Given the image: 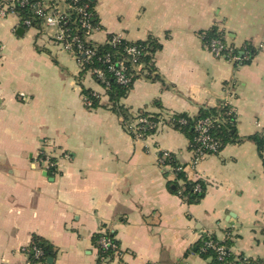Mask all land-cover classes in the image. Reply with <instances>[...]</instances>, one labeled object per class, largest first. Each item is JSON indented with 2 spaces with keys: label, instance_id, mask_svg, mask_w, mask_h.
Instances as JSON below:
<instances>
[{
  "label": "crops",
  "instance_id": "crops-1",
  "mask_svg": "<svg viewBox=\"0 0 264 264\" xmlns=\"http://www.w3.org/2000/svg\"><path fill=\"white\" fill-rule=\"evenodd\" d=\"M92 2L101 26L93 43L114 34L161 44L159 79H136L120 101L131 114L195 116L228 102L239 137L264 132V0ZM18 27L15 15H0V264H27L33 237L53 247L44 264H97L93 237L102 233L117 242L118 264H209L196 247L207 235L229 241L234 256L264 261V168L251 141L191 167L182 133L162 123L134 139L103 89L54 43V30L19 36ZM211 27L237 48L252 45L251 62L213 57L201 41ZM81 87L100 95L99 108L83 106ZM160 151L204 183L199 203L169 191ZM45 156L57 165L44 170Z\"/></svg>",
  "mask_w": 264,
  "mask_h": 264
},
{
  "label": "trees",
  "instance_id": "trees-1",
  "mask_svg": "<svg viewBox=\"0 0 264 264\" xmlns=\"http://www.w3.org/2000/svg\"><path fill=\"white\" fill-rule=\"evenodd\" d=\"M27 1L28 4L24 7H16V12L22 20H28L30 22L29 27L41 30L42 21L34 13L32 7L36 0ZM67 1L69 2L70 0ZM82 4L87 5L88 9L93 12L91 20L93 27L97 28V30H101L99 19L94 9L95 3L90 0H79L74 3V6ZM76 20L77 13L75 11H70L67 17L68 23L66 26L73 31L71 30L72 32L69 33L78 36L83 42V47L92 51V54L89 57H86L83 54H78L77 57L81 63L80 75L89 73L93 69L101 71L104 80L103 83H100L94 74H90V76L95 83L103 89L104 96L107 98L106 107L119 117L121 125L131 137H133V135L128 131L127 127L138 119H145L155 125L161 121L163 124L179 131L187 139L190 152L193 153L200 150L201 154H204L205 156L217 155L229 144H239L243 141H251L257 149L258 156L261 159L264 168V132L248 137H239L236 130L235 112L232 106L227 102H222L214 108H201L195 116L176 113L172 114L167 119H164L160 114H150L143 111H139L135 115L131 114L127 108L121 105L120 101L128 94L136 79H159L155 74L153 59L155 53L161 49V44L154 38L138 42H131L122 38L113 41L114 34H107L105 41L102 44H95L92 41L87 42L84 41L86 32L79 27ZM211 39H220L221 43L226 45L225 36L217 27H211L201 33V41L204 47L208 45ZM132 47L137 51V54L134 56L127 53V49ZM240 50H244L248 57L241 61V65L249 64L256 54V49L250 44H244L240 48H234L231 51L226 49L222 54L230 52L231 55H239ZM119 64H122V74L127 78V82L125 83H120L115 75V71L118 69ZM137 66H140L138 70ZM81 94L82 97H85L91 103V109L87 110H94L100 107V95L98 93L81 87ZM204 119L210 120V124L206 129V135L211 142H214V150L205 148L197 141L199 132L196 129V125L200 120ZM135 126L138 128L141 127L139 131H143L145 135L156 133V128H142L144 127L143 124L139 123ZM158 157L162 158L160 166L162 167L163 175L167 179V187L169 191L177 195L187 204L199 203L204 196V183L198 180H190L185 173L186 165L181 164L175 154L160 151ZM166 167L169 169H166ZM197 187L199 188L198 190L196 189ZM98 236L99 235H95L93 237V242L97 249V264H100V258L108 253L97 248L96 240ZM208 241H211L217 246L224 245L227 248H229L230 242H219L212 236H203L199 240L196 246L197 251L203 259L208 260L209 264H264V261L260 259L252 260L244 256H234L232 253L219 259L216 250L206 245ZM34 249L39 250L42 253V256L36 258L34 256ZM24 253L27 256V264H44L48 259L54 257L53 247L46 241L37 237L31 239L30 244L24 249Z\"/></svg>",
  "mask_w": 264,
  "mask_h": 264
},
{
  "label": "built area",
  "instance_id": "built-area-1",
  "mask_svg": "<svg viewBox=\"0 0 264 264\" xmlns=\"http://www.w3.org/2000/svg\"><path fill=\"white\" fill-rule=\"evenodd\" d=\"M78 1L79 0H70L69 2L67 0H36L32 7L34 9V13L42 21V29L54 30L52 37L54 43L58 45L63 51L75 58L80 68L81 63L78 60V54H83L84 56L89 57L92 54V51L83 47V42L78 36L69 33L73 31L72 29H69L66 26L68 23L67 17L69 15V12L75 11L77 13L76 23L86 32V35L84 36V41H91V36L99 30H97V28L93 27V25L91 24L93 12L88 9L87 5L82 4L74 6V3ZM27 4V0H0V15L6 16L9 14H13L17 17L19 27L28 28L30 26V22L28 20H22L16 12V7H24ZM118 39H121V37L115 35L113 41H117ZM261 47L262 46L259 45V48ZM205 48L213 57L229 61L236 66H240L241 61L248 58L244 50H240L239 55H231L230 52L222 54V52L226 49H229V51H231L232 49H236L237 47L233 45L231 46L229 43H227V41L226 45H223L220 39H211L208 45L205 46ZM127 53L134 56L137 54V51L134 47H132L127 49ZM139 68L140 66H137V70ZM122 71V64H119L118 69L115 71V75L120 83H125L127 82V78L123 76ZM89 74H94L95 77L100 81V83H103L104 80L100 70L93 69L89 72ZM82 102L83 106L86 109H91V103L85 97H82ZM137 123L143 124L144 127L142 128H156V131L160 124H162V122L160 121L157 125H155L145 119H138L137 121L131 123L127 127V129L133 135V138L137 140H144L151 136L145 135L143 131H139L141 127H136L135 125ZM209 124V119L200 120L197 123L196 129L199 132V137L197 138V141L201 143V145H203L205 148L214 150V142H211L209 137L206 135V129ZM203 157H205V155L201 154L200 150L193 152L190 166L194 167L195 165H197ZM157 162L159 167L162 168L160 166V164L162 163V158L157 156ZM39 164L43 167L44 170L54 168L57 165L48 156L39 157ZM166 169L169 168L166 167ZM196 189L198 190L199 188L197 187ZM98 235L99 236L96 240L97 248L101 249L103 252L108 253L107 255H104L102 258H100V264H118L120 250L115 239L111 235L106 233ZM206 245L216 250L219 255V259L231 253L229 248L224 245L217 246L211 241H208ZM34 256L36 258H39L42 256V253L39 250L34 249Z\"/></svg>",
  "mask_w": 264,
  "mask_h": 264
},
{
  "label": "water",
  "instance_id": "water-1",
  "mask_svg": "<svg viewBox=\"0 0 264 264\" xmlns=\"http://www.w3.org/2000/svg\"><path fill=\"white\" fill-rule=\"evenodd\" d=\"M90 1H93V0H90ZM23 32H24V29L22 27H18L15 31L16 35H19V36H21L23 34ZM50 261H51V259H48V262H50Z\"/></svg>",
  "mask_w": 264,
  "mask_h": 264
}]
</instances>
